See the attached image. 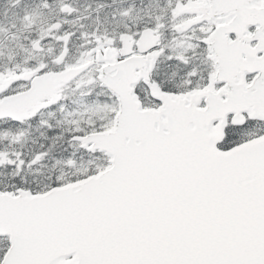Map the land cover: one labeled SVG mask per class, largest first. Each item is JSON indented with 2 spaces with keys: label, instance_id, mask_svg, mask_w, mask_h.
Instances as JSON below:
<instances>
[{
  "label": "snow or ice",
  "instance_id": "obj_1",
  "mask_svg": "<svg viewBox=\"0 0 264 264\" xmlns=\"http://www.w3.org/2000/svg\"><path fill=\"white\" fill-rule=\"evenodd\" d=\"M0 264H264V0H0Z\"/></svg>",
  "mask_w": 264,
  "mask_h": 264
}]
</instances>
